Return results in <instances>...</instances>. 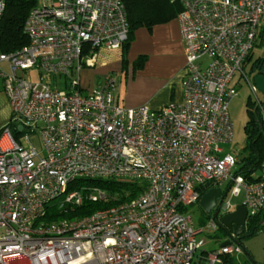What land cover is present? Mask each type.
I'll use <instances>...</instances> for the list:
<instances>
[{
  "label": "built area",
  "instance_id": "obj_1",
  "mask_svg": "<svg viewBox=\"0 0 264 264\" xmlns=\"http://www.w3.org/2000/svg\"><path fill=\"white\" fill-rule=\"evenodd\" d=\"M180 1L184 96L160 109L120 104L111 75L81 86L99 47L128 40L124 0H37L24 26L29 43L0 51L12 112L0 126V264H229L245 254L233 230L220 232L221 217L244 206L247 225L264 210V161L249 181L234 174L238 154L221 145L233 138L238 72L258 99L242 66L264 35V0ZM5 7L0 0V19ZM78 178L135 181L145 190L81 219L45 221L59 197L60 207L82 204V189L68 191ZM207 183L222 194L201 223L190 207ZM87 197L108 194L94 187ZM217 234L224 241L208 249Z\"/></svg>",
  "mask_w": 264,
  "mask_h": 264
},
{
  "label": "trees",
  "instance_id": "obj_2",
  "mask_svg": "<svg viewBox=\"0 0 264 264\" xmlns=\"http://www.w3.org/2000/svg\"><path fill=\"white\" fill-rule=\"evenodd\" d=\"M126 5L129 37L123 44L122 62L127 63V52L131 43L135 39L138 29L146 28L152 31L154 27L160 24L168 23L178 18L180 12L183 11V5L180 0H124ZM37 4V0H6L5 11L0 19V51H15L29 43V39L24 31L26 19L31 9ZM262 34L261 41L263 42ZM261 42V43H262ZM145 57L141 56L134 65L141 67L144 64ZM248 63V71L253 78L262 73L264 70V56L253 60V49L245 60ZM264 73V72H263ZM262 104V102H261ZM249 120L246 124L247 143L243 148V153L238 154V163L234 171L235 175H240L249 181L258 179L259 171L264 161V129L261 111L257 108L255 111L249 110ZM14 133H19L17 127H13ZM98 187L104 189L108 194V199L93 201L87 197L88 189ZM212 188L211 183H207L200 188L201 196ZM82 189L84 200L80 205L66 204L60 207V201L63 197H59L47 206V213L44 220L47 222L58 221L61 219H81L87 215L94 213L98 209H102L121 202L130 201L137 197L145 190V184L135 181L119 180V179H90L78 178L71 182L68 191ZM204 218L199 221L205 222L210 218L211 214L204 211ZM264 220V210L247 221V232L245 231L238 237V242L242 245L241 238L259 231ZM220 232H227L222 227ZM219 234H217L218 236ZM221 235V234H220ZM247 259L243 264H252L251 256L244 248ZM229 264H236L231 259Z\"/></svg>",
  "mask_w": 264,
  "mask_h": 264
},
{
  "label": "crops",
  "instance_id": "obj_3",
  "mask_svg": "<svg viewBox=\"0 0 264 264\" xmlns=\"http://www.w3.org/2000/svg\"><path fill=\"white\" fill-rule=\"evenodd\" d=\"M122 47H99L96 64L82 69L83 74L85 70H91L94 79L99 80L96 83L93 80L83 82L85 77L81 73L84 89L92 88L111 75L117 81L116 99L126 107L148 104L153 109H160L170 102L183 101L186 57L178 18L157 25L152 31L138 29L127 52L125 65ZM141 56L145 57L144 64L136 67L134 63Z\"/></svg>",
  "mask_w": 264,
  "mask_h": 264
},
{
  "label": "rangeland",
  "instance_id": "obj_4",
  "mask_svg": "<svg viewBox=\"0 0 264 264\" xmlns=\"http://www.w3.org/2000/svg\"><path fill=\"white\" fill-rule=\"evenodd\" d=\"M261 38H258L253 47V60L264 56V39L261 43ZM100 53V51H98ZM115 53V51H110ZM248 63H243V71L245 74L249 76L251 82L254 83V78L248 71ZM31 76L33 79H38L40 77V71L38 69H34L31 71ZM91 70L84 71L82 73L83 82L84 80H93V82H97L99 79H94ZM88 81V82H89ZM91 82V81H90ZM233 84H235L237 88V95L233 97V99L229 103V112L231 115V119L233 122V138L229 143H224L221 147L224 149V153L230 152L233 154H242L243 148L247 143V133H246V124L249 120V110H256L257 108L261 111L263 118V129H264V94L258 89L257 96L260 102H262V106H260L256 95L253 93L249 82L247 81L245 75H241L238 72L233 80ZM12 116L11 107L5 93L4 81L0 78V126L4 125L9 121ZM241 198H237V203L241 201ZM193 211L197 219L204 218L203 215L204 209L198 203L190 207ZM206 212V211H205ZM248 225H246L247 232ZM219 239L216 241H208L207 248L212 249L219 246L224 241V235H218ZM242 246L248 251L252 260V264H264V220L262 222V227L259 231H256L252 234L244 236L241 238ZM247 256L245 254L239 256L235 263L243 264Z\"/></svg>",
  "mask_w": 264,
  "mask_h": 264
},
{
  "label": "water",
  "instance_id": "obj_5",
  "mask_svg": "<svg viewBox=\"0 0 264 264\" xmlns=\"http://www.w3.org/2000/svg\"><path fill=\"white\" fill-rule=\"evenodd\" d=\"M254 83L264 94V74L256 75L254 78ZM221 194L222 190L220 188L212 187L202 195L199 204L206 211V213H212L213 209L221 198ZM214 215L217 216L218 211H215ZM221 223L223 227L233 230L234 233L239 237L246 231V208L244 206H238L235 211L222 216ZM223 244H229V241H225Z\"/></svg>",
  "mask_w": 264,
  "mask_h": 264
},
{
  "label": "flooded vegetation",
  "instance_id": "obj_6",
  "mask_svg": "<svg viewBox=\"0 0 264 264\" xmlns=\"http://www.w3.org/2000/svg\"><path fill=\"white\" fill-rule=\"evenodd\" d=\"M261 72H262V73H260V74H264V73H263V72H264V70H262Z\"/></svg>",
  "mask_w": 264,
  "mask_h": 264
}]
</instances>
